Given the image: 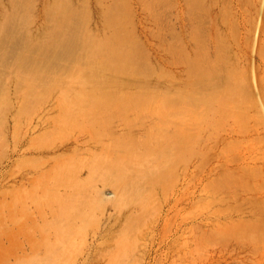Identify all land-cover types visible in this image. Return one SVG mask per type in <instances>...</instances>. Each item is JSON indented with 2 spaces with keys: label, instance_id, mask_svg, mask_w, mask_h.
<instances>
[{
  "label": "rangeland",
  "instance_id": "obj_1",
  "mask_svg": "<svg viewBox=\"0 0 264 264\" xmlns=\"http://www.w3.org/2000/svg\"><path fill=\"white\" fill-rule=\"evenodd\" d=\"M143 1L154 5L158 0ZM124 3L145 17L140 0H119L120 5ZM66 4L86 5L94 16L99 3L66 0ZM214 4L213 13L228 16V20L219 21L223 29L232 27L229 17L242 33L263 24L264 0H215ZM142 38L139 51L145 52L144 61L151 63L157 54L156 42L145 35ZM253 48L250 46V55L242 58L250 67L263 63ZM115 71L116 77L123 79L134 70L124 71L123 66V71ZM108 74L101 71L103 76ZM152 80L157 82V78ZM25 87L32 92L35 86L26 82ZM91 88L73 86L70 98L53 114L55 124L29 143L34 150L9 164L0 185V264H230L232 251L240 259L250 252L258 261L264 254V232L252 247L250 234L243 239V234L227 232L229 239H225L226 232L218 222L251 214L239 206L244 195L264 193L259 180L264 178V157L253 156L255 147L264 152V120L260 137L245 149L242 158L226 162L220 152L214 153L210 159L195 161L185 174L178 163L174 127L167 125L169 135H164L166 125L159 120L162 106L147 104L139 99V90L133 89L123 105L120 101V107H111L112 113L122 116H99L96 108L110 99L116 105L117 97L107 90L101 97ZM61 91L55 88L34 107L46 111ZM135 97L137 101L132 100ZM22 127L12 126L6 132L0 162L15 137L27 128ZM147 141L157 146L161 158L140 163L136 157ZM224 143L218 141L216 148ZM74 146L79 148L73 150ZM250 164L262 173L252 191L243 188L252 180L241 171ZM149 172L157 178H151ZM235 177L241 180V191H235ZM227 224L235 230L236 222Z\"/></svg>",
  "mask_w": 264,
  "mask_h": 264
},
{
  "label": "bare ground",
  "instance_id": "obj_2",
  "mask_svg": "<svg viewBox=\"0 0 264 264\" xmlns=\"http://www.w3.org/2000/svg\"><path fill=\"white\" fill-rule=\"evenodd\" d=\"M214 1L158 0L153 5L140 0L144 17L130 5H120L119 0H98L94 18L86 5L80 8L66 0H0V148L10 127H27L1 159L0 185L9 164L34 150L33 139L55 124L53 114L70 98L73 86L92 85L90 90L100 92L101 97L106 90L114 92L116 105L112 99L101 104L96 108L99 116H122L112 113L111 107H120V101L123 105L133 89L139 90V99L147 104L162 106L159 120L166 125L164 135H169L167 125L174 127L178 163L185 174L195 161L210 159L214 153L220 152L226 162L242 158L245 149L260 137L264 120V21L260 28L242 33L229 17L232 27L223 29L219 21L228 16L213 13ZM147 22L153 27L148 28ZM143 35L156 42L157 54L151 63L139 51ZM253 35H257L254 42ZM250 46L260 55L262 65L242 63L250 55ZM123 66L124 71H134L120 79L114 72L123 71ZM101 71L110 74L103 76ZM26 82L35 86L32 92L26 90ZM55 88L62 91L52 107L46 111L34 107ZM118 112L123 114L121 109ZM218 141L225 143L217 149ZM255 149V158L264 157L260 148ZM162 155L166 156L164 150ZM159 157L157 146L147 141L136 159L142 163ZM241 171L252 180L243 188L252 191L262 175L260 168L250 164ZM148 175L157 178L152 172ZM259 180L264 185V178ZM240 181L233 178L235 191L243 189L238 187ZM244 196L239 206L251 214L239 215L236 221L219 219L218 224L226 232L225 239H229L227 232L243 234V239L250 234L253 238L248 242L254 247L264 232V193ZM227 222H236L235 230ZM249 253L240 259L235 251L230 252V264H264V254L254 261Z\"/></svg>",
  "mask_w": 264,
  "mask_h": 264
}]
</instances>
